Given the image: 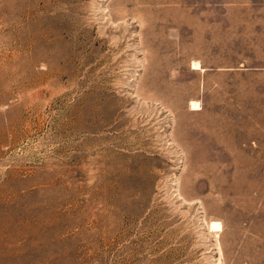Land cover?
<instances>
[{
    "label": "rangeland",
    "instance_id": "obj_1",
    "mask_svg": "<svg viewBox=\"0 0 264 264\" xmlns=\"http://www.w3.org/2000/svg\"><path fill=\"white\" fill-rule=\"evenodd\" d=\"M0 264H264V0H0Z\"/></svg>",
    "mask_w": 264,
    "mask_h": 264
},
{
    "label": "bare ground",
    "instance_id": "obj_2",
    "mask_svg": "<svg viewBox=\"0 0 264 264\" xmlns=\"http://www.w3.org/2000/svg\"><path fill=\"white\" fill-rule=\"evenodd\" d=\"M192 106H193V107H196L197 104L193 103ZM212 225L214 226V229H216L215 226H216V227H217V226L219 227L218 223H216V222H212L211 226H212Z\"/></svg>",
    "mask_w": 264,
    "mask_h": 264
}]
</instances>
